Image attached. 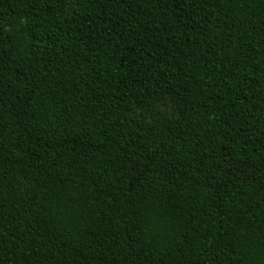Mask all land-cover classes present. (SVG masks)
<instances>
[{
  "label": "trees",
  "instance_id": "1",
  "mask_svg": "<svg viewBox=\"0 0 264 264\" xmlns=\"http://www.w3.org/2000/svg\"><path fill=\"white\" fill-rule=\"evenodd\" d=\"M0 264H264V0H0Z\"/></svg>",
  "mask_w": 264,
  "mask_h": 264
}]
</instances>
